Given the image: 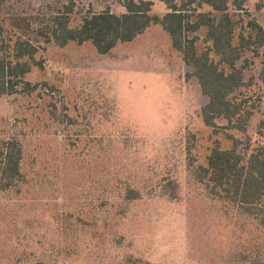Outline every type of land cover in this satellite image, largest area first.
<instances>
[{"label": "rangeland", "instance_id": "obj_1", "mask_svg": "<svg viewBox=\"0 0 264 264\" xmlns=\"http://www.w3.org/2000/svg\"><path fill=\"white\" fill-rule=\"evenodd\" d=\"M137 1V0H136ZM152 13H167L158 0ZM73 5L71 26L88 13H124L119 0H0V22L38 48L25 81L29 93L0 97V143L18 140L24 180L0 192V264H243L264 259V230L214 200L196 181L215 141L204 125L202 95L160 26L99 55L90 43L64 48L35 34L39 19ZM260 9V10H259ZM207 10L206 8L203 11ZM243 22L264 27V0H247ZM205 31L197 34L200 53ZM250 87L238 94L253 108L246 134L228 131L250 153L264 143L261 59L245 51ZM53 87V89L51 88ZM219 126L224 122H218ZM140 199L126 203L125 190Z\"/></svg>", "mask_w": 264, "mask_h": 264}, {"label": "trees", "instance_id": "obj_2", "mask_svg": "<svg viewBox=\"0 0 264 264\" xmlns=\"http://www.w3.org/2000/svg\"><path fill=\"white\" fill-rule=\"evenodd\" d=\"M158 1L167 9L163 17L152 13L151 1L119 0L124 13L115 14L109 9L88 13L76 27L71 26L73 5L69 3L39 19L34 32L45 44L64 48L70 43H90L99 55L105 56L118 45L133 42L151 26H160L169 36L172 48L193 68V76L207 99L201 108L204 125L215 134L225 133L231 142L230 148L224 150L215 141L206 165L193 167L192 174L214 200L237 209L264 230V143L250 153V145L245 143L244 154L240 149L242 140L228 132L245 135L253 115V108L238 98L242 89L250 87L244 67L238 66L245 51L261 59L258 79L264 85V27L254 19L243 22L240 14L245 12L247 0ZM204 8L207 10L203 11ZM202 30L205 47L199 53L197 34ZM37 52L29 39L10 36L0 22V97L16 94L20 86L29 93L36 90L25 78L37 66ZM218 122L224 125L219 126ZM262 126L264 129V121ZM22 161L23 149L18 140L0 143V192L15 189L23 182ZM139 199L137 190H125L126 203ZM241 261L264 264L259 254H242ZM121 264L135 263L129 257Z\"/></svg>", "mask_w": 264, "mask_h": 264}, {"label": "crops", "instance_id": "obj_3", "mask_svg": "<svg viewBox=\"0 0 264 264\" xmlns=\"http://www.w3.org/2000/svg\"><path fill=\"white\" fill-rule=\"evenodd\" d=\"M151 2H152V1H151ZM158 2H159V1H158ZM153 3H154V6H155L156 2L153 1ZM154 6H153V7H154Z\"/></svg>", "mask_w": 264, "mask_h": 264}]
</instances>
